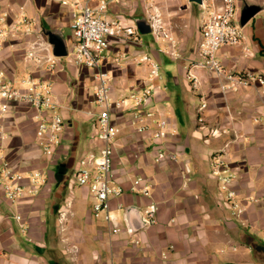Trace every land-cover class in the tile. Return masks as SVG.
<instances>
[{
  "label": "crops",
  "instance_id": "0c3cea01",
  "mask_svg": "<svg viewBox=\"0 0 264 264\" xmlns=\"http://www.w3.org/2000/svg\"><path fill=\"white\" fill-rule=\"evenodd\" d=\"M238 5L239 22L245 6L261 10L243 27L242 43L222 48L219 58L230 72L264 77L262 0H238ZM5 11L11 21L25 16L34 34L11 39L0 50V67L14 79L33 73L51 80L65 127L57 155L47 159L37 138L36 111L26 103L12 107L7 119L9 139L0 150V264H264V87L255 83L224 94L221 79L192 68V63L200 60L201 27L207 16L203 4L128 0L115 9L124 25L137 27L138 21L145 20L150 29L151 16L158 14L180 55L174 59L160 52L167 42L143 36L151 31L138 30L136 44L109 40V60L104 68L112 78L115 99L148 81V66L139 64L143 56H152L161 68L167 57L177 65L165 85L158 82L147 111L154 109L169 119L174 136L168 148L179 156L178 162H156L149 135L136 132L132 112L114 115L120 129L114 176L126 189L121 198L111 202L119 234L110 232L100 218L104 216L95 215L88 189L74 183L79 160L102 143L93 138V124L100 111L94 100L96 71L75 63L74 36L64 40L67 31H72L71 14L51 0H0V15ZM48 34L57 36L67 52L59 60L56 57L52 74L46 64L27 58L30 42L45 43L53 50ZM203 99L207 109L199 112ZM215 156L231 163L238 176L232 189L243 210L239 216L224 201L220 182L212 175ZM5 163L25 177L41 171L47 182L36 194H28L32 186L26 180L24 199L13 205L3 188ZM138 177L154 182L151 198L128 190ZM150 203L159 207L157 223L131 232L126 217L141 216ZM15 215L23 217V224L13 219Z\"/></svg>",
  "mask_w": 264,
  "mask_h": 264
},
{
  "label": "built area",
  "instance_id": "2783aa9c",
  "mask_svg": "<svg viewBox=\"0 0 264 264\" xmlns=\"http://www.w3.org/2000/svg\"><path fill=\"white\" fill-rule=\"evenodd\" d=\"M51 1L58 3L71 14V28L75 38L72 54L75 63L96 71L94 100L100 111L93 124V138L102 144L97 150L88 152L79 160L74 183L80 188L88 189L95 215H103L110 232L119 234L121 229L113 215L111 202L121 198L126 189L117 183L114 176L115 146L120 134V129L114 122L115 113L132 112L136 132L148 134L156 145V162L179 160V156L168 148V143L174 136L170 122L160 117L158 112L147 111L159 88L158 82L162 80L161 65L152 56H143L139 64L148 66V81L132 87L128 95L115 99L111 87L112 78L104 68L109 60V40L114 38L131 44L139 42L137 27L124 25L121 15L115 12L117 7L128 0ZM92 4L97 5L92 8ZM262 4L264 6V0ZM203 9L207 16L201 27V41L198 47L200 60L192 63V68L206 71L221 79L223 82L220 88L224 94L238 92L255 83L264 87L263 76L230 72L219 58L222 48L238 46L244 39L243 27L239 22L238 0H204ZM32 34H34L32 23L25 16L11 21L9 12L5 11L0 15V50L11 39L18 36L30 37ZM151 34L157 40L167 42V46L161 48L160 52L174 59L180 58L177 43L164 29L158 14L151 16ZM28 45L30 50L27 58L37 64H46L47 72L54 73L57 58L50 45L42 42H30ZM189 76L196 81L194 76L190 74ZM19 103H26L36 111V133L41 152L45 158L53 159L61 147L65 127L53 83L49 79L36 77L33 73L14 79L0 67V150L9 139L8 116L13 105ZM207 105L203 99L199 112L206 110ZM185 172L188 174L190 170L186 168ZM212 175L220 182L223 199L228 207L238 216L241 215L243 210L238 201V194L232 189V184L238 176L231 163L221 156H215L212 161ZM1 176L5 196L13 205L24 199L27 193L24 183L26 180L32 186L28 194H36L37 188L47 182V175L41 171H35L29 177H25L13 170L8 163L3 165ZM154 188L151 179L138 177L128 190L132 194L151 198ZM158 210L156 203H150L141 214L146 228L157 223ZM13 219L23 224L21 215H15ZM21 227L26 231L23 225Z\"/></svg>",
  "mask_w": 264,
  "mask_h": 264
},
{
  "label": "water",
  "instance_id": "95a60500",
  "mask_svg": "<svg viewBox=\"0 0 264 264\" xmlns=\"http://www.w3.org/2000/svg\"><path fill=\"white\" fill-rule=\"evenodd\" d=\"M191 3L203 4V0H189ZM261 10L258 6H245L241 13L240 26L244 27L259 11ZM137 29L143 33H149L151 31L149 25L145 20L137 22ZM49 35V43L53 46V54L55 57L61 58L66 56V48L63 42L55 35ZM131 232H138L146 227L142 217L139 214L128 215L126 217Z\"/></svg>",
  "mask_w": 264,
  "mask_h": 264
},
{
  "label": "rangeland",
  "instance_id": "374dc122",
  "mask_svg": "<svg viewBox=\"0 0 264 264\" xmlns=\"http://www.w3.org/2000/svg\"><path fill=\"white\" fill-rule=\"evenodd\" d=\"M97 4H92V8L96 7ZM204 13L206 14V11H204ZM144 37L148 36L150 37L151 36V40H152V34H147V35H143ZM68 37H73V31H67V34L65 35V38L64 40L67 41ZM69 48V44L67 43V49ZM69 51V50H68ZM60 58H58L57 60H59ZM170 59V58H169ZM168 59V57L166 58V61H167V64L166 66H164L163 68H161V77H162V80H161V84L162 85H165L166 82H168L169 78L171 75H174V73L177 71V65L176 64H173V63H176V62H170V60ZM162 67V65H161ZM152 112H155L154 109H151ZM164 119L168 120L169 119L167 117H165ZM150 141V140H149ZM150 144V152L153 153V150L156 148V145L150 141L149 142ZM103 216V215H102ZM102 220H105L104 217H100ZM105 222V221H104Z\"/></svg>",
  "mask_w": 264,
  "mask_h": 264
}]
</instances>
